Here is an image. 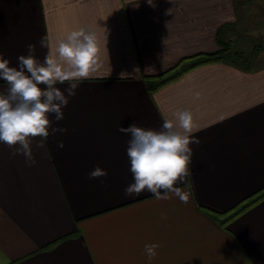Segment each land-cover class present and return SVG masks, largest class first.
Wrapping results in <instances>:
<instances>
[{"label":"crops","instance_id":"crops-1","mask_svg":"<svg viewBox=\"0 0 264 264\" xmlns=\"http://www.w3.org/2000/svg\"><path fill=\"white\" fill-rule=\"evenodd\" d=\"M151 2L0 0V53L12 66L28 44L43 62L81 28L97 41L96 71L57 122L67 131L43 147L34 139L31 167L0 142V264H264V198L232 208L264 186V64L201 65L151 94L146 76L216 51L220 27L239 24L233 0ZM44 36L48 48L39 46ZM185 109L201 141L190 145L192 175L178 185L188 203L171 193L126 196L130 136L118 128L160 130ZM97 166L107 176L90 179ZM150 244L160 245L151 261Z\"/></svg>","mask_w":264,"mask_h":264},{"label":"clouds","instance_id":"clouds-1","mask_svg":"<svg viewBox=\"0 0 264 264\" xmlns=\"http://www.w3.org/2000/svg\"><path fill=\"white\" fill-rule=\"evenodd\" d=\"M39 46L49 47L47 36L41 37ZM26 47L27 54L18 56L17 66H12L0 53V81L6 85L5 91L0 92V142L12 149V156L23 155L31 167L36 163L32 141L39 137L36 147H43L50 134L67 131L57 122L64 119L62 109L76 95L79 83L92 78L96 71L97 41L91 29L73 31L58 42L55 55L47 53L43 62L35 55L36 45ZM124 74L119 78H124ZM58 84L66 85L63 91ZM118 131L130 136L127 155L133 182L126 186L125 195L135 197L147 191L157 199H169L171 193L187 204L189 194L178 185L192 175L189 165L194 148L190 145L198 147L201 143L193 131L191 111L179 110L174 120L164 118L160 130L131 123L127 127L121 125ZM57 147H64L62 140ZM88 175L90 179L105 177L107 171L97 166ZM159 246L145 245L149 261L156 256Z\"/></svg>","mask_w":264,"mask_h":264},{"label":"trees","instance_id":"trees-1","mask_svg":"<svg viewBox=\"0 0 264 264\" xmlns=\"http://www.w3.org/2000/svg\"><path fill=\"white\" fill-rule=\"evenodd\" d=\"M241 1L242 3L250 2V0L247 1L241 0ZM233 3L235 5V0H233ZM226 25H230V22L223 24L220 28L222 29ZM235 43L236 41H233L232 39L224 40L221 38L219 42L220 47L216 51L198 52L193 55L180 58L175 65L168 68L167 70L158 74L146 76L144 79L147 85V89L150 91L151 94L155 93V91L160 89L165 84L177 80L185 73L193 70L194 68L215 62L234 65L236 67L239 66V68L241 67L245 70H250V71L255 70L257 66L253 65L252 59L258 56L257 55L258 52L264 51L263 48L260 47L259 45H254L250 51V56L248 57L247 55H245V53L242 50L235 51L234 49ZM176 67L178 68L174 72ZM262 198H264V186L259 190L253 192V194L239 201L232 208L237 207L238 208L237 213H238L249 208L250 206H252Z\"/></svg>","mask_w":264,"mask_h":264},{"label":"rangeland","instance_id":"rangeland-1","mask_svg":"<svg viewBox=\"0 0 264 264\" xmlns=\"http://www.w3.org/2000/svg\"><path fill=\"white\" fill-rule=\"evenodd\" d=\"M238 1L235 0L234 6L238 14L239 24L230 23V25L220 28V33L224 40L236 41L235 51L242 50L249 57L254 45H259L264 50V35H260L261 32L264 34V26L261 25L264 24V0H250V3H238ZM234 26H237V29ZM257 55L256 58L252 59L253 65H263L264 51L258 52Z\"/></svg>","mask_w":264,"mask_h":264}]
</instances>
